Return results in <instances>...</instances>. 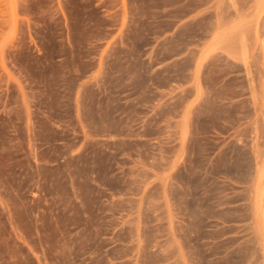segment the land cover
Listing matches in <instances>:
<instances>
[{
    "label": "rangeland",
    "instance_id": "obj_1",
    "mask_svg": "<svg viewBox=\"0 0 264 264\" xmlns=\"http://www.w3.org/2000/svg\"><path fill=\"white\" fill-rule=\"evenodd\" d=\"M0 264H264V0H0Z\"/></svg>",
    "mask_w": 264,
    "mask_h": 264
},
{
    "label": "bare ground",
    "instance_id": "obj_2",
    "mask_svg": "<svg viewBox=\"0 0 264 264\" xmlns=\"http://www.w3.org/2000/svg\"><path fill=\"white\" fill-rule=\"evenodd\" d=\"M152 261V260H151Z\"/></svg>",
    "mask_w": 264,
    "mask_h": 264
}]
</instances>
